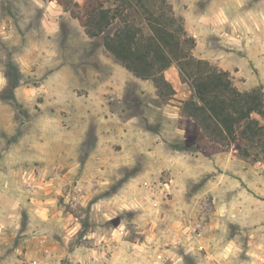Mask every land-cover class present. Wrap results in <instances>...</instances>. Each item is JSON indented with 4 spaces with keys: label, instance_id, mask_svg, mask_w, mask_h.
Wrapping results in <instances>:
<instances>
[{
    "label": "rangeland",
    "instance_id": "374dc122",
    "mask_svg": "<svg viewBox=\"0 0 264 264\" xmlns=\"http://www.w3.org/2000/svg\"><path fill=\"white\" fill-rule=\"evenodd\" d=\"M85 1L0 0V264H264V0H106L149 79Z\"/></svg>",
    "mask_w": 264,
    "mask_h": 264
},
{
    "label": "trees",
    "instance_id": "16d2710c",
    "mask_svg": "<svg viewBox=\"0 0 264 264\" xmlns=\"http://www.w3.org/2000/svg\"><path fill=\"white\" fill-rule=\"evenodd\" d=\"M105 1L106 0H86L80 6L75 4V7L80 10V12L74 14L75 18L81 22L83 27L87 30L88 35L94 39H99V41L102 42L104 48L109 51L117 60H119L125 66V68L131 71L137 78L149 79L151 76L149 69L153 66V64L146 61V56L148 54L153 55L152 62L159 64V72L164 71L171 62L165 53L166 44L161 43L162 36L166 33L168 34V32L158 29V27L154 25V19H150L152 18V13L148 14L150 18L147 19V25L149 27L151 36L148 38V43L145 47V53L143 55H139L138 49H135L132 46L136 39V33L132 31V29L128 28L127 26L118 27L115 31L113 29H109V27L114 24L118 18L117 16L120 13H118L117 10L112 12V10L105 7ZM117 1H120L121 6L127 7L132 4V0ZM118 8L121 9L120 7ZM211 86L213 89H221L223 87L228 89V87L225 86L223 82L222 76L218 75H214L212 78ZM204 89L206 88L200 87V90L197 91L199 96L197 97V101H193L194 98H190L187 103L192 105L196 112H200V115H203V119L205 120L204 114L207 111L203 109L202 106L198 105L199 101L205 100ZM244 97L247 99L246 96ZM237 100L241 102L245 101L242 100V96L240 95H237V98L234 99L235 102ZM224 102L225 101H223L221 104H224ZM236 104H238V102H236ZM256 110H258V106L253 107L250 112ZM214 113L215 117L214 115L212 116L215 119H218V117L222 115L223 109L221 108L219 112ZM247 115L248 114H246V118Z\"/></svg>",
    "mask_w": 264,
    "mask_h": 264
}]
</instances>
